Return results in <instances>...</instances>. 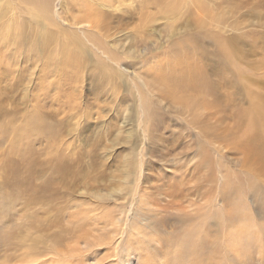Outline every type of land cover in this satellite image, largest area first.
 Listing matches in <instances>:
<instances>
[{
    "label": "rangeland",
    "instance_id": "1",
    "mask_svg": "<svg viewBox=\"0 0 264 264\" xmlns=\"http://www.w3.org/2000/svg\"><path fill=\"white\" fill-rule=\"evenodd\" d=\"M204 3L0 0V264H264V0Z\"/></svg>",
    "mask_w": 264,
    "mask_h": 264
},
{
    "label": "bare ground",
    "instance_id": "2",
    "mask_svg": "<svg viewBox=\"0 0 264 264\" xmlns=\"http://www.w3.org/2000/svg\"><path fill=\"white\" fill-rule=\"evenodd\" d=\"M194 1V5H195V10H198V11H200V12H202V13H208L207 12V6H206V4L204 3V0H193ZM231 1H233V0H231ZM110 2V1H109ZM105 3V2H104ZM107 3V2H106ZM103 4V3H102ZM97 5V4H96ZM100 5V4H99ZM98 5V6H99ZM109 5H110V3H109ZM237 5H241L240 3H238ZM104 7V6H103ZM86 9V8H85ZM88 9V8H87ZM93 10V9H92ZM94 11H95V9H94ZM93 11V12H94ZM232 11V10H231ZM238 10H235V12H237ZM95 13V12H94ZM98 14H99V12H98ZM218 18H220V19H225V18H223L222 16H220V17H218ZM226 20V19H225ZM87 21V20H86ZM92 21V20H91ZM89 22V23H92V22ZM81 22H82V20H81ZM93 24V23H92ZM102 24H103V26H102ZM104 24H106V23H104V22H102V19L100 18V16L98 15L97 17H96V20L94 21V24H93V26L91 27V29L92 28H94L96 31H97V33H99V31L98 30H100L101 29V31H103V34L105 33V31H104V28H105V25ZM231 27H232V29H239L240 27H241V25H242V20H241V18L240 19H238V20H236V21H234V22H232L231 24ZM102 26V27H101ZM152 27V26H151ZM79 29V31L81 32V33H83L84 35H85V33H87V32H85V31H87V29L86 28H78ZM89 30H91L90 28H88ZM178 29V28H177ZM176 29V30H177ZM93 30V29H92ZM107 30H109V28L107 27ZM142 32H144V29L143 30H141ZM173 31H175V30H173ZM85 32V33H84ZM171 32H172V30H171ZM88 34V33H87ZM105 35V34H104ZM107 35V34H106ZM168 35H166V37H167ZM74 38H76V37H74ZM106 38V37H105ZM105 38H103L102 40L104 41V40H106ZM141 39V38H140ZM160 39V35H159V37H157V39L156 40H159ZM42 40V39H41ZM74 40H76V39H74ZM142 40V39H141ZM94 41V40H93ZM156 42V41H155ZM110 45V47L112 48L113 46H115V45H119L118 47L121 49V51H122V53L121 54H125V55H130V56H134L138 51H140L141 50V48L140 47H135V45H133V44H130V45H126L125 46V44H123V45H121L120 44V42L119 41H117L116 40V42L114 41V43H110L109 44ZM146 45V44H145ZM94 48L96 49V46L94 45ZM145 48H147V47H145ZM144 48V49H145ZM66 49V48H65ZM85 50V49H84ZM61 51V50H60ZM135 52L134 54L132 53V52ZM121 54H120V51H118L117 52V54H116V57H115V59H110V61L115 65V67L117 66V67H120L121 69H123V70H126V71H128V69L127 68H124V67H122L121 66V59H120V62H119V60H118V58L121 56ZM45 71V70H44ZM197 70L196 69H194V68H192V66H191V60H189L188 58H186V57H183V59H182V63H179V73H181V75L183 74V73H192V74H194L195 73V75L197 76ZM132 75V74H131ZM201 75V74H200ZM184 77V76H183ZM199 77V76H198ZM176 78H178V77H176ZM182 78V77H181ZM185 79V78H184ZM178 82H180L178 79H176ZM181 80V79H180ZM184 82V81H183ZM207 81L206 80H204V83H206ZM187 83V82H186ZM196 83H199V81L197 82V80H195L194 79V84H196ZM180 84V83H179ZM193 84V83H192ZM193 84V85H194ZM181 86V85H180ZM183 86H184V83H183ZM186 86H187V84H186ZM188 87H190L189 85H188ZM145 135V134H144ZM124 230H125V224L123 223V219L121 218V217H119L118 215H116V219H115V228H113L111 231H110V233L112 234V233H115V238L117 239V240H120L123 236H124ZM106 238L108 239V240H110V239H112V237H110V234H106ZM114 256L115 257H113V259L115 260V262H116V264H131V262H130V254H129V252L128 251H126V249H125V251H124V253L123 254H119L118 253V251L116 250L115 251V254H114Z\"/></svg>",
    "mask_w": 264,
    "mask_h": 264
}]
</instances>
